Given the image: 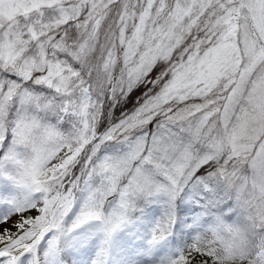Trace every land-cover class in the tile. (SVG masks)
Returning a JSON list of instances; mask_svg holds the SVG:
<instances>
[{
  "label": "snow or ice",
  "instance_id": "obj_1",
  "mask_svg": "<svg viewBox=\"0 0 264 264\" xmlns=\"http://www.w3.org/2000/svg\"><path fill=\"white\" fill-rule=\"evenodd\" d=\"M0 264H264V0H0Z\"/></svg>",
  "mask_w": 264,
  "mask_h": 264
}]
</instances>
